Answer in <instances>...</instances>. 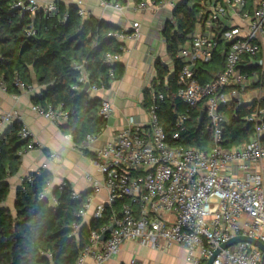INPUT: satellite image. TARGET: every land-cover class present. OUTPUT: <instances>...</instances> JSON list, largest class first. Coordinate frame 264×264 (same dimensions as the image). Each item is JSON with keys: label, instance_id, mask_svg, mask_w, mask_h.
Masks as SVG:
<instances>
[{"label": "built area", "instance_id": "built-area-1", "mask_svg": "<svg viewBox=\"0 0 264 264\" xmlns=\"http://www.w3.org/2000/svg\"><path fill=\"white\" fill-rule=\"evenodd\" d=\"M126 1V6H120L113 0H101V7L119 12L131 9L137 13L156 9L171 14L182 0H166L157 6L149 2L133 4ZM205 1L207 3L201 4L198 15L204 19L203 23H197L192 40L177 55L182 63L177 97L189 107L205 102L213 146L204 152L176 145L186 117L179 118L168 137L160 125L155 95L149 88L152 103L148 108L147 123L139 125L133 118H128L124 129L115 132L104 146L91 152L94 154L91 162L100 179L89 178L90 193L78 216L83 223L88 220L85 223L88 224L102 220L105 209H108L110 221L106 227L90 233L88 245L75 264H109L122 245L129 241L156 251L181 246L187 251L185 261L188 264H205L215 250L237 236L264 244V178L260 171L253 170L264 162L261 145L264 104L258 102L261 94L255 98L258 104L247 119L253 126V139L244 147L231 150L223 147L226 120L219 112L230 100L245 103L244 96L236 90L226 93V89L243 90L257 83V76L243 73L241 67L243 57L253 59L262 53L264 0H255L250 11L246 10V0ZM14 6L29 14L54 11L53 3L40 4L36 0H19ZM75 7L79 17H90L80 7V2ZM236 21L242 25L237 26ZM140 36L138 23L109 35L122 43L137 41ZM220 44L228 45L222 73L211 83H199L195 69L209 63ZM119 60L118 56L107 55L105 64L112 65ZM256 63L262 68V58ZM84 82L82 77L79 83ZM15 86L21 93L32 92V88L25 89L19 81ZM0 88L6 92L1 83ZM97 91L100 90L91 92ZM157 98L161 100L162 96ZM31 111L56 126L68 121L67 112L61 108L42 109L33 105ZM111 111L110 103L103 101L98 116L107 121ZM14 122H20L16 113H0V131ZM20 137L29 139L26 148L18 153L22 158L34 148V144L23 125ZM98 138L86 137L81 149L90 152L91 144ZM55 157L54 154L48 155L50 160ZM41 170H46V165ZM102 191L106 193V202L95 206L89 215L94 199ZM72 196L79 198V194L73 193ZM41 198H47L52 206L56 205L53 198L49 199L48 190ZM243 217L244 223L239 225ZM109 227L111 232L100 241ZM78 230V226H72L70 237L77 239ZM212 264H264V255L253 246L240 243L221 250Z\"/></svg>", "mask_w": 264, "mask_h": 264}, {"label": "trees", "instance_id": "trees-1", "mask_svg": "<svg viewBox=\"0 0 264 264\" xmlns=\"http://www.w3.org/2000/svg\"><path fill=\"white\" fill-rule=\"evenodd\" d=\"M17 1L0 0V83L6 93L20 95L16 81L29 89L35 76L37 86L44 92L33 95L32 104L42 109L61 108L67 112L68 121L61 127L62 132L84 156L93 159L94 154L80 146L88 136L100 137L107 121L98 116L102 101L90 97V92L93 89L107 91L112 83L121 81L124 76V67L119 62L105 64L107 55L121 57L123 54V43L109 37L121 28L91 16L82 19L76 7H66L61 2L53 3L54 11L49 14H29L15 8ZM164 1L130 0L133 4L149 2L154 6ZM253 1L246 0V10H251ZM113 2L120 6L127 4L126 0ZM202 3L207 2L182 0L172 10L162 31L172 69L157 62L151 90L155 95L156 114L166 135L171 136L179 118L186 117L176 145L208 152L213 142L205 102L189 107L177 97L182 64L177 55L192 40L197 23H203L204 19L198 16ZM227 47V44H220L209 63L197 66L195 74L199 83H211L222 73ZM261 58L262 53L253 59L245 56L241 67L243 73L255 74L257 83L243 90L228 88L224 92L236 90L242 96L254 92L261 94L264 78L262 68L256 63ZM82 77L85 82L79 83ZM85 85L89 87L86 92ZM258 102L264 104V97L261 96ZM258 102L254 99L238 104L236 100H230L219 109L226 120L223 127L225 149L244 147L253 139V126L247 119ZM151 103L150 90H145L143 107L148 110ZM201 113H204L202 119ZM21 128L20 122H14L0 136V264H75L88 245L90 233L109 224L110 211L105 209L100 221L83 223L78 215L88 194H80L74 199V192L67 182L61 189L59 186L51 191L56 202L52 206L47 198H41L52 183V176L46 170L22 181L16 190L15 215L1 208L9 193L7 181L20 169L18 153L29 141L21 139ZM261 145L264 149V135ZM74 225L79 227L77 239L70 237Z\"/></svg>", "mask_w": 264, "mask_h": 264}, {"label": "crops", "instance_id": "crops-1", "mask_svg": "<svg viewBox=\"0 0 264 264\" xmlns=\"http://www.w3.org/2000/svg\"><path fill=\"white\" fill-rule=\"evenodd\" d=\"M40 4L54 3L59 1L66 7H75L80 2V7L91 17L107 22L120 28H130L133 23L140 25V39L137 41L126 40L123 42L124 50L119 63L124 67V76L121 81L112 83L107 91L90 92V97L110 103L112 111L109 118H112L111 126H107L103 134L90 146L93 152L104 146L112 135L126 127L128 118H133L136 124H145L148 121V110L143 107V94L151 88L156 77L155 64L172 69V63L168 58L166 44L162 38V31L165 22L170 19L169 11L156 9L134 12L126 9L121 12L103 9L101 0H36ZM255 2V0L253 1ZM237 26L242 24L236 21ZM262 75L264 78V38L262 39ZM32 92L21 93L20 95L8 94L0 88V113H16L20 117V123L26 127L31 135L34 148L21 158V165L18 173L9 178V193L1 208L14 212V200L16 190L22 181L31 174L37 173L46 165V171L52 176V183L48 189L49 199L52 198L51 191L67 182L75 194H89V178L100 179V174L91 162V159L84 156L65 135L61 127L64 125H53L46 119L31 111L32 97L37 95L42 88L36 84L35 76L32 77ZM257 96L254 92L245 95L244 102L250 103ZM262 96V93H261ZM10 125V124H9ZM4 126L0 136L9 126ZM49 154L56 157L53 160L48 158ZM253 170L260 171L264 178V162ZM106 193L101 192L94 199L89 215L95 206L106 202ZM51 204V201H50ZM245 217L240 219L239 225H243ZM88 220H86L87 223ZM187 251L177 245L171 246L165 251H156L149 247H143L137 242H126L120 248L119 253L113 257L109 264H188L186 260Z\"/></svg>", "mask_w": 264, "mask_h": 264}, {"label": "water", "instance_id": "water-1", "mask_svg": "<svg viewBox=\"0 0 264 264\" xmlns=\"http://www.w3.org/2000/svg\"><path fill=\"white\" fill-rule=\"evenodd\" d=\"M59 1H56L54 3H58ZM88 85H85V88H84V92H86L88 90ZM43 89L39 92L40 95L43 93ZM262 96L264 97V90L262 91ZM204 116V113H201V119L203 118ZM112 118H109L107 120V126H111V123H112ZM112 228L109 227L100 237V241H104L106 239V236L111 232ZM249 244L251 246H253L254 248L258 249L263 255H264V244H262L261 242L259 241H256V240H253L251 238H248V237H242V236H237V237H234L232 238L229 242L221 245V247L217 250H215L213 253H212V256L209 258V260L205 263V264H212L214 258L219 254V252L221 250H225L229 247H232L236 244Z\"/></svg>", "mask_w": 264, "mask_h": 264}]
</instances>
